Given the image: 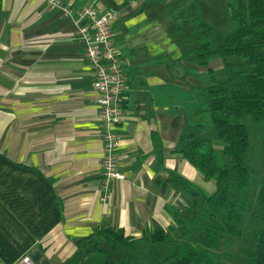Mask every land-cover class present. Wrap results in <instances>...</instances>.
<instances>
[{
	"label": "crops",
	"instance_id": "crops-1",
	"mask_svg": "<svg viewBox=\"0 0 264 264\" xmlns=\"http://www.w3.org/2000/svg\"><path fill=\"white\" fill-rule=\"evenodd\" d=\"M59 1L110 13L126 78L115 128L123 178L101 188L95 92L74 16L45 0H0V264L24 254L34 264H60L97 228L132 237L164 229L174 210L191 204L171 177L213 189L172 152L184 123L208 125L192 91L207 86L197 77L203 69L182 60L170 14L196 12L215 26L210 14L220 19L223 7L226 19L225 0Z\"/></svg>",
	"mask_w": 264,
	"mask_h": 264
},
{
	"label": "trees",
	"instance_id": "trees-1",
	"mask_svg": "<svg viewBox=\"0 0 264 264\" xmlns=\"http://www.w3.org/2000/svg\"><path fill=\"white\" fill-rule=\"evenodd\" d=\"M225 9L220 27L196 12L170 14L183 61L222 63V79L192 90L214 138L203 123L186 122L172 149L213 189L171 177L170 186L187 191L191 204L174 210L164 229L152 226L139 237L117 227L94 229L60 264H264V0H225ZM232 238L242 241L235 255L225 249Z\"/></svg>",
	"mask_w": 264,
	"mask_h": 264
},
{
	"label": "built area",
	"instance_id": "built-area-1",
	"mask_svg": "<svg viewBox=\"0 0 264 264\" xmlns=\"http://www.w3.org/2000/svg\"><path fill=\"white\" fill-rule=\"evenodd\" d=\"M49 8H57L62 15L74 16L75 39L83 48L92 76L95 106L101 140L100 179L106 190L113 179H122L116 170L115 150L118 136L115 128L122 120L125 92V73L119 62L107 21L110 13H101L91 4L77 9L62 5L59 0H45ZM11 264H34L27 255L19 256Z\"/></svg>",
	"mask_w": 264,
	"mask_h": 264
},
{
	"label": "rangeland",
	"instance_id": "rangeland-1",
	"mask_svg": "<svg viewBox=\"0 0 264 264\" xmlns=\"http://www.w3.org/2000/svg\"><path fill=\"white\" fill-rule=\"evenodd\" d=\"M206 12H210V11H206ZM220 19L218 18V13L217 12H211L210 17H211V22L213 24H215V27H220V26H224L225 25V21L226 19L223 17V7L220 8ZM178 14H182V13H176ZM173 22V21H172ZM112 37V36H111ZM233 61L238 60L239 57L237 56H233L231 58ZM197 68H201L203 69V71H201V73L197 72V77L198 80H201L202 83H207L206 85L209 84L210 82V76H212L214 79L219 80L222 79L224 76L223 73V68H222V63L220 62V59L218 57H212L206 66H197ZM207 68H209L210 70H207ZM205 86V85H204ZM203 117H204V122L207 123L208 127H206V129L209 131L210 136L214 138L215 132L213 130L211 121H210V115L207 112L202 113ZM264 143V142H263ZM215 152L217 154L221 153V150L219 147H215ZM212 181V180H209ZM242 246V241L241 239H237V238H232L229 243L227 244V246L225 247V249L230 252L232 255H235L237 250L239 249V247ZM215 264H233L232 261H222V262H215Z\"/></svg>",
	"mask_w": 264,
	"mask_h": 264
}]
</instances>
